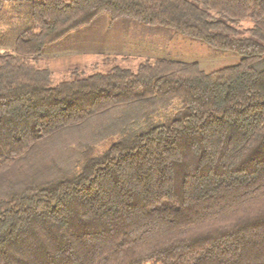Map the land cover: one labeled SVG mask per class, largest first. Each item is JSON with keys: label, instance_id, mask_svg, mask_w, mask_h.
Returning <instances> with one entry per match:
<instances>
[{"label": "trees", "instance_id": "obj_1", "mask_svg": "<svg viewBox=\"0 0 264 264\" xmlns=\"http://www.w3.org/2000/svg\"><path fill=\"white\" fill-rule=\"evenodd\" d=\"M23 2L30 25L11 45L0 29V264H264V0H0V10ZM102 13L241 59L208 72L144 56L133 70L104 53L107 70L78 63L56 81L46 47ZM156 95L179 109L148 112L69 171L23 170L62 129Z\"/></svg>", "mask_w": 264, "mask_h": 264}, {"label": "rangeland", "instance_id": "obj_2", "mask_svg": "<svg viewBox=\"0 0 264 264\" xmlns=\"http://www.w3.org/2000/svg\"><path fill=\"white\" fill-rule=\"evenodd\" d=\"M111 21L109 14L102 13L92 23L49 44L46 53L53 49H110L115 50L113 53L109 52L110 54L119 55L118 64L133 70L138 69L139 58L144 56L199 61L208 72L237 63L241 59L235 51L215 48L203 40L183 35L170 27L149 25L127 17ZM30 23L29 2L8 3L0 10V29L8 28L5 35L6 45H11V40ZM6 48L8 49L1 50H12L9 49L10 46ZM102 54L104 52L79 54L80 56L74 54L69 58L55 56L51 58L49 65L56 75V81L69 79L73 76L69 69L78 63L86 65V74L107 70L106 66H112L113 62L100 63L104 59ZM123 55L128 58H121ZM258 65L263 66L264 63L260 62ZM179 106L178 99L165 101L157 95L119 103L105 112L93 115L80 125L62 129L48 138L30 157L23 170L25 173L40 170L42 178L55 176L61 169L69 171L78 160L84 158L88 146H95V155H98L127 128L137 126L136 121L144 118L148 112L159 118L178 110Z\"/></svg>", "mask_w": 264, "mask_h": 264}, {"label": "crops", "instance_id": "obj_3", "mask_svg": "<svg viewBox=\"0 0 264 264\" xmlns=\"http://www.w3.org/2000/svg\"><path fill=\"white\" fill-rule=\"evenodd\" d=\"M47 51V49H46ZM45 51V55L49 56V57H55V56H70V55H74V54H92V53H113L115 52V50H110V49H70V50H60V51H55L54 49L49 52L46 53Z\"/></svg>", "mask_w": 264, "mask_h": 264}]
</instances>
